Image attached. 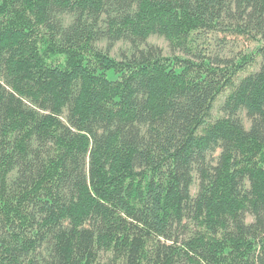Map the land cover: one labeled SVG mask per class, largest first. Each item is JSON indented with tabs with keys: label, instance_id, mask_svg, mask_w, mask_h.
<instances>
[{
	"label": "trees",
	"instance_id": "16d2710c",
	"mask_svg": "<svg viewBox=\"0 0 264 264\" xmlns=\"http://www.w3.org/2000/svg\"><path fill=\"white\" fill-rule=\"evenodd\" d=\"M0 264H264V0H0Z\"/></svg>",
	"mask_w": 264,
	"mask_h": 264
},
{
	"label": "rangeland",
	"instance_id": "374dc122",
	"mask_svg": "<svg viewBox=\"0 0 264 264\" xmlns=\"http://www.w3.org/2000/svg\"><path fill=\"white\" fill-rule=\"evenodd\" d=\"M64 19H65L66 25L70 24L72 21V18L70 16H65ZM148 44L160 47L165 55H171L174 53L176 54L183 53L182 51L173 49L169 40L164 35H160V34L151 35L148 38ZM257 44L258 43L255 41V39H252L249 36L235 35V34H230V33H227V34L218 33L216 34L215 39L212 41V47L214 51L224 57H232V56H235L239 52H243V53L250 52L251 50L254 49V47L257 46ZM110 45L111 44L106 40H102L97 43V46L99 48L105 51L110 50L111 54L117 59H121L124 56H130L134 52V48L127 41L121 40V41H118L112 44L111 46ZM224 100H225V96H223L215 105V108L212 114V121H214L218 117L223 116L221 105L223 104ZM66 116H67V111H65L64 113V117ZM241 117L243 119L245 127L249 129L251 126V121L246 116V113L241 112ZM219 153H220V150H218L215 153V157H218ZM15 175H16V172L11 173L9 175V179H13ZM199 184H200V180L198 178V175L197 173H194V182L191 186V194L194 197L197 195L199 191ZM252 221H253V217L248 216L247 222H252ZM45 253L46 252L44 251V254ZM101 256H102V262L104 263V261L106 260L105 259L106 256L103 254Z\"/></svg>",
	"mask_w": 264,
	"mask_h": 264
}]
</instances>
